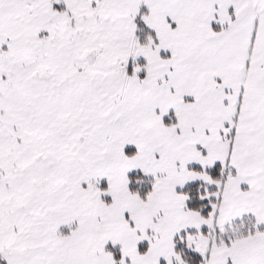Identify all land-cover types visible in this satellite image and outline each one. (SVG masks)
<instances>
[{"label": "snow or ice", "instance_id": "snow-or-ice-1", "mask_svg": "<svg viewBox=\"0 0 264 264\" xmlns=\"http://www.w3.org/2000/svg\"><path fill=\"white\" fill-rule=\"evenodd\" d=\"M0 264H264V0H0Z\"/></svg>", "mask_w": 264, "mask_h": 264}]
</instances>
